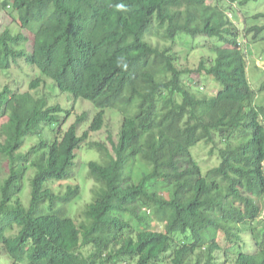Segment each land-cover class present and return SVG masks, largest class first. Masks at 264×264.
Listing matches in <instances>:
<instances>
[{
  "label": "trees",
  "instance_id": "16d2710c",
  "mask_svg": "<svg viewBox=\"0 0 264 264\" xmlns=\"http://www.w3.org/2000/svg\"><path fill=\"white\" fill-rule=\"evenodd\" d=\"M220 1L2 0L18 12L22 29L0 28V70L24 58L61 92L97 110L82 134L78 124L87 114L20 152L43 123L60 125L64 109L30 91H0V116L7 117L0 159L9 163L0 178V243L12 264H264V209L254 199L264 206V106L255 103L246 57L264 25L246 29L243 42ZM182 32L220 46L214 43V56L196 69L180 68L171 46ZM155 34L171 45L150 41ZM195 71L213 75L222 89L198 96L184 79ZM108 112L122 117L118 141L109 137L112 150L89 138ZM216 137L226 143L217 149L221 161L204 175L192 148L204 142L215 151ZM83 146L102 158L88 162L98 187L77 224L67 206L81 197L80 186L56 192L50 184L65 179ZM220 232L232 249L219 244Z\"/></svg>",
  "mask_w": 264,
  "mask_h": 264
},
{
  "label": "rangeland",
  "instance_id": "374dc122",
  "mask_svg": "<svg viewBox=\"0 0 264 264\" xmlns=\"http://www.w3.org/2000/svg\"><path fill=\"white\" fill-rule=\"evenodd\" d=\"M242 1H246V3L241 4ZM1 2L2 0H0V28L10 26L15 31H21L22 28L18 21V12L15 11L13 7H7L5 9ZM220 4L222 7L228 8L227 11H229V15L233 17L234 22L238 25L242 33V41L245 40V30L250 26L264 25V18H254L256 14L264 12V0H237L236 3L221 0ZM161 37L162 36L155 34L150 36L149 39L159 46L171 45V42H166ZM249 38H251V34ZM214 43L220 46L216 38H209L205 35L192 36L182 32L178 33V37L175 38L171 46V51L174 53L173 55H176L175 57L178 60L177 65L180 68L194 70L199 66L201 61L208 60L210 57L214 56V52L211 49ZM31 44L32 43L28 44L30 49ZM250 44L249 53L246 54L248 78L252 88L257 92L255 103L259 106H264V31L260 33L257 39H251ZM39 78L41 80L40 84L36 86V88H32V84ZM184 79L187 83L192 85L193 91L200 97H213L222 89L221 83L213 75L204 73L199 74L195 71L190 74H185ZM5 85H8L12 91L18 93L30 91L35 97L47 99L48 105L60 104L64 111H66L60 113V125L58 120L53 124L43 123L42 127L45 128L42 132L29 135L26 145L20 152H28L39 143L41 138L47 140L53 139L55 137L54 131L59 130V126L63 134L75 123L78 116L87 114V119L78 124V132L82 134L89 129L97 113V110L91 102L83 99L75 100L70 94L61 92L53 80L45 77L36 66L28 64L24 58H19L9 71L4 72L0 70V91ZM121 120V114L115 115L108 112L106 114L103 129L98 132H90V141L104 140L112 150L109 137L111 136L116 142L118 141ZM6 121L7 117L5 115L0 116V126ZM215 140V151L210 152L212 148L211 145H206L204 142L192 148V153L202 167L204 175L207 174L209 169L218 166L221 161L217 149L224 147L226 143L221 141L219 137H216ZM232 141L234 140L232 139ZM101 158L102 155L96 150H91L85 146L78 148L76 150L75 164L73 168L68 171L65 179L50 184L56 192H65L68 186H80L81 197L67 206V212L75 219L77 224L84 221V209L87 204L93 201L94 192L98 187L94 179L90 177L88 162L92 160H101ZM24 161L25 159H21L18 162L22 163ZM8 171L9 163L7 159H0V178L7 177ZM34 174L35 169L30 165V169L24 180V190L21 193V199L25 206H29L31 179ZM254 199L257 205L263 210L264 206L261 204L260 200L256 197H254ZM153 226L155 230H163L162 224H157L155 222ZM16 231L17 230H15V232ZM217 240L223 248L232 249V243L226 239L222 232L218 234ZM246 240L250 243L249 249L253 250V241L251 237H247ZM135 262V259H122L118 264H135ZM12 263V259L0 243V264Z\"/></svg>",
  "mask_w": 264,
  "mask_h": 264
},
{
  "label": "clouds",
  "instance_id": "9594fccd",
  "mask_svg": "<svg viewBox=\"0 0 264 264\" xmlns=\"http://www.w3.org/2000/svg\"><path fill=\"white\" fill-rule=\"evenodd\" d=\"M246 39V38H245ZM241 40H242V38H241ZM243 42H246L245 40L243 41ZM201 89H203V88H201ZM67 93V92H66Z\"/></svg>",
  "mask_w": 264,
  "mask_h": 264
}]
</instances>
